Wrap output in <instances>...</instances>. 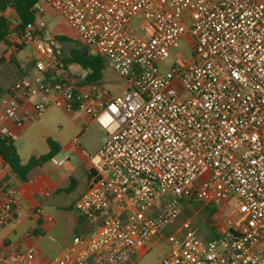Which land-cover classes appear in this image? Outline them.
I'll return each mask as SVG.
<instances>
[{"label": "built area", "instance_id": "built-area-1", "mask_svg": "<svg viewBox=\"0 0 264 264\" xmlns=\"http://www.w3.org/2000/svg\"><path fill=\"white\" fill-rule=\"evenodd\" d=\"M46 7L125 84L119 94L87 84L86 71L51 58L53 46L35 27L17 38L35 41L39 58L0 96V136L12 139L9 122L22 128L53 105L82 111L108 135L96 153L84 151L91 180L75 203L100 226L48 264H126L175 226L184 202L233 199L229 225L215 238L184 219L155 264H264V0H38L36 27ZM138 15L139 31L131 26ZM182 39L192 56L170 62ZM69 157L50 161L62 166ZM16 191L11 182L0 198V227L13 218ZM165 194L170 201L149 217ZM10 263L36 264L35 251L0 250V264Z\"/></svg>", "mask_w": 264, "mask_h": 264}, {"label": "crops", "instance_id": "crops-1", "mask_svg": "<svg viewBox=\"0 0 264 264\" xmlns=\"http://www.w3.org/2000/svg\"><path fill=\"white\" fill-rule=\"evenodd\" d=\"M9 10L13 8L6 11ZM77 69L83 70L78 65ZM32 102L24 105L30 114L34 111ZM95 123L82 111L66 112L54 105L39 118L28 117L22 128L8 123L23 163L32 156L50 152L49 139L56 143L52 156L68 152L70 157L62 166L54 165L50 158L32 169L26 181H21L0 156V198L4 197L8 184L15 182L17 185L13 218L0 227V250H6L8 246L20 251L33 249L36 264H48L68 250L75 237L91 235L98 229L99 218L82 215L75 207L91 180L90 163L84 151L96 153L108 138L106 131ZM55 124L67 131H56ZM164 231L152 241L157 236H164ZM145 252L146 249H139L132 256H141Z\"/></svg>", "mask_w": 264, "mask_h": 264}, {"label": "rangeland", "instance_id": "rangeland-1", "mask_svg": "<svg viewBox=\"0 0 264 264\" xmlns=\"http://www.w3.org/2000/svg\"><path fill=\"white\" fill-rule=\"evenodd\" d=\"M46 8L47 12L44 15H39L38 18L44 22V38L53 46L51 58L55 56L54 48L62 50V47L69 48L71 46L81 45L82 42L80 38L68 23L49 7ZM4 15L11 22H17V16L13 10L6 11ZM143 23V16L138 15L131 21V26L139 31ZM62 34L69 38L63 45L56 37ZM17 38L18 37L13 34L9 37V44L0 45V57L3 56L6 59V62L0 67V84L5 88L10 87L18 81L19 78L28 74L34 67L37 58H39L38 51L35 47V41L20 44L17 42ZM17 45H20L21 48L17 47ZM191 56L192 42L182 39L178 47L171 49L169 61L173 62L178 57ZM48 62L49 61L46 59V63L49 65ZM70 69L75 72L78 70L77 65H73ZM103 84L112 94H119L125 89V84L122 82L117 72L110 67L104 68ZM95 125L100 128L98 124L95 123ZM54 129L56 131L62 130V132L67 131L66 128H62L58 124H55ZM170 199V194L163 195L147 210V215L152 217L160 211ZM233 207H235L234 199L230 202V206L198 200L184 202L182 213L179 215L175 226H168L164 231V236H157L152 241L150 249H146V252L141 256L138 254L132 256L127 264H155L168 253L175 240L181 235L178 226L184 219L191 220L195 232L205 240L210 239L213 235H218L225 227H228Z\"/></svg>", "mask_w": 264, "mask_h": 264}, {"label": "trees", "instance_id": "trees-1", "mask_svg": "<svg viewBox=\"0 0 264 264\" xmlns=\"http://www.w3.org/2000/svg\"><path fill=\"white\" fill-rule=\"evenodd\" d=\"M38 0H0V45L9 44V37L16 35L22 37L29 27H35V33L40 37H44L43 27H36L37 13L34 10V5ZM14 8L18 16V22H11L4 12L9 8ZM57 40L63 45L69 38L64 34L56 36ZM17 47L21 48L20 45ZM60 50L54 48L56 60L63 63L65 68L70 65H78L86 71L85 81L87 84L103 83L104 78V60L88 47L81 45L71 46L69 48L62 47ZM6 62V59L0 57V67ZM8 89L0 84V96ZM51 151L41 156H32L27 163L21 161L19 150L12 139L0 136V156L3 158L13 172L21 181H26L32 169L49 160L55 150L56 143L49 139Z\"/></svg>", "mask_w": 264, "mask_h": 264}]
</instances>
